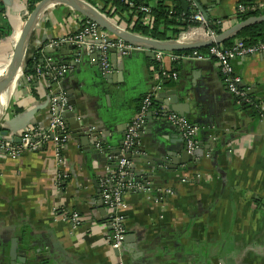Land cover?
Listing matches in <instances>:
<instances>
[{
  "label": "crops",
  "instance_id": "crops-1",
  "mask_svg": "<svg viewBox=\"0 0 264 264\" xmlns=\"http://www.w3.org/2000/svg\"><path fill=\"white\" fill-rule=\"evenodd\" d=\"M87 1L102 11L98 1ZM201 1L209 20L225 19L220 33L242 21L238 17L241 0ZM246 1L259 3L264 11V0ZM166 4L177 3L168 0ZM32 11L27 0H0V81L7 78L15 45ZM85 19L68 4L50 2L33 30L27 57L41 52L44 64L70 67L62 87L71 95L77 115L106 133L104 142L111 153L120 147L127 125L154 85L177 92L180 105L190 110L184 116L199 127V156L175 170H155L161 182H152L151 189L161 193H128V234L122 250L113 251L106 240L109 215L101 197L105 167L95 156L94 142L72 137L69 128L71 140L64 155L72 176L62 194L55 189L52 142L19 158L0 152V264H17L11 256L15 251L20 257L21 250L28 257L26 264H118L121 258L125 264H264V117L257 104L241 102L229 91L215 60L176 62L165 56L159 67L177 75L166 78L159 76V62L149 50L140 48L117 60L111 55L118 67L112 71L117 86L102 81L97 58L81 55L78 47L55 49L52 60L45 53L52 40L75 34ZM189 26L170 28L167 34L172 38L170 34H179L176 29ZM233 65L247 95L264 102V53L236 59ZM47 82L40 80L32 91L18 85L12 107L3 115L11 119L18 115L17 108L26 111L36 106L31 125L46 129ZM115 88L119 93L114 94ZM165 104L155 103L138 142L148 156L162 157L167 151L173 155L167 159L180 161L186 150L181 132L159 125L163 118L157 110ZM146 166L153 165L140 159L136 170L150 171ZM58 205L62 208L57 212ZM63 210L79 212L86 225L73 229L69 220L60 217ZM92 223L94 229H90Z\"/></svg>",
  "mask_w": 264,
  "mask_h": 264
},
{
  "label": "built area",
  "instance_id": "built-area-1",
  "mask_svg": "<svg viewBox=\"0 0 264 264\" xmlns=\"http://www.w3.org/2000/svg\"><path fill=\"white\" fill-rule=\"evenodd\" d=\"M186 1L190 5L189 8L193 9V15L191 18L196 25L189 26L188 29L191 33L183 32L184 29L177 36L170 34L172 35L170 40L187 42L192 40L215 39L217 33L210 28L209 20H207L200 10H198L196 3L197 0ZM131 6H133L132 3ZM245 9L244 6H239V10L243 11ZM137 12L142 15L141 21L144 25L150 26L152 24L154 16L151 6L141 5L137 9ZM102 13L117 27L123 30L133 31L132 25H125L118 14L109 15L106 12ZM225 22L226 21H219V24L224 27L226 25ZM199 24L200 26H198ZM197 29H202V34L188 40L189 35L192 34V32L194 33ZM110 35V33L105 31L95 22L85 19L82 21L80 29L75 34L52 40L50 46L54 47L63 44L75 45L79 49H85L89 54L98 50L100 52L99 62L103 73L109 74L113 71V63L111 61L112 49H115L118 52L119 57L122 58H125L133 51L140 49V47L127 43L121 38L116 36L112 38ZM260 53H264V41L254 45H248L241 40H237L229 47L220 44H213L209 46L207 52H200L198 49L191 50L190 52L158 51L156 53V59L161 66L165 56L170 57L176 62L180 60H215L220 67L229 91L233 95L239 97L241 102L252 105L257 104L261 117H264V102L261 101V104L260 101L255 103L254 99L247 95L246 89L241 86L243 82L242 78L237 74L233 65V61L236 59H245ZM44 68L48 71L44 72L41 66L37 65V79L40 81L45 75L53 78V83L50 81L47 82V95L49 99L48 127L42 130L34 125L28 126L20 133V142H16L13 136L1 137L0 152L6 157L19 158L25 152L37 151L42 148L43 145L52 142L54 145V157L56 162L54 179L55 189L56 193L62 194L65 184L72 176L67 168L68 162L64 155V150L67 147L68 142L71 140V133L64 120V113L73 108L70 105L68 93L62 87V81L66 74L70 72V67L66 65L56 67L54 65L45 64ZM160 68L163 77L168 78L172 76L175 78L177 76L175 72L170 73L166 71V69L162 67ZM33 82L34 77L24 73L20 85H23L29 91H32ZM161 87L162 84H157L152 87L143 98L137 116L127 125L120 158L109 151V147L107 144H104V141L100 140V138L96 140L97 137H92V139L94 138L93 141L96 140L95 146L98 151L106 153L108 162H110V164L105 166V171L100 178V182L101 197L109 215L108 223L106 225L107 232L105 235L106 240L113 251L122 250L128 234V228L126 225L127 211L129 209V203L127 201L128 193L134 191L154 193V191H157L151 189L152 182L149 180L141 183L137 180L138 177L132 170L134 161L128 159L127 155L134 150L139 131L146 120L147 114L155 105L156 97ZM157 113L181 132L189 153L193 154L199 149V127L193 125L185 116L173 112L166 106H161L157 110ZM6 119V114L3 115L2 113L0 115V130H2ZM94 129L95 127H90L88 133L92 135ZM213 139L216 140V138ZM166 191L165 193L170 192V190ZM157 193L161 192L157 191ZM60 208H62V205L56 206L55 211L60 210ZM60 217L64 220H69L75 230L81 229L86 225V221L83 219L82 215L76 211L67 212V210H63V214ZM90 226V229H94L96 225L92 223ZM118 264H125L122 258Z\"/></svg>",
  "mask_w": 264,
  "mask_h": 264
},
{
  "label": "water",
  "instance_id": "water-1",
  "mask_svg": "<svg viewBox=\"0 0 264 264\" xmlns=\"http://www.w3.org/2000/svg\"><path fill=\"white\" fill-rule=\"evenodd\" d=\"M5 1H9V0H5ZM53 1L65 3V4H68L72 7H74L76 10H78L80 13H82L86 19H88L92 22H95L96 24H98L100 27H102L108 33H110V34H112L118 38H121L124 41H126L127 43H130L134 46L149 50L150 54L153 57L156 56V53L158 51L183 52V51L197 50V49H201L204 47H209L213 44H221L224 41H226L227 39L236 37L247 26L255 24V23H259V22H264V14L260 15V16H252V17H249L245 20H242V21L235 23L234 25H232L228 29L224 30L222 33L218 34L215 37V39H213V40H192V41H187V42H177L174 40L152 39V38H148V37L142 36L140 34H137L134 31L123 30V29L117 27L116 25H114L102 13V11H100L98 9L97 6L92 5L87 0H42L36 6V8L32 11L29 18L27 19V21L24 23V25L22 27L19 39L15 45L14 59L10 65L7 78L0 81V94L1 93H10L9 91L11 88H14L15 86H16V88L18 87V85L22 79V76L24 74V67H25L26 62L28 60L27 51H28V46H29V42L31 40L33 30L35 29V27L39 21V18L41 16L43 9L47 6V4H49L50 2H53ZM138 1L140 3H142L144 0H138ZM179 1L182 4V8H183L184 12L188 13L189 7H190L189 3L186 0H179ZM208 1H213V0H208ZM204 2L205 1L197 0L196 3H197V6H198V9L200 10V12L205 16V18L207 20H209V15L206 12V10L204 9V7L202 6V4ZM70 46H72L74 49L77 48L75 45H70ZM70 46H69V44H66L63 46H54V47L49 46L45 49V53L49 54L50 57H52V60H55V57L53 55V51L55 49L65 48L67 50V49H69ZM79 53L81 55H83V53H87V52L85 49H80ZM92 54L98 60L97 62L99 63V69H100V75H101L102 81L106 80L108 83H114L117 86L118 80H117V77L115 74H113V73L102 74L103 70H102L101 64L99 62L100 52L98 50H96ZM111 55H112L114 60H117V58L119 56L118 52L115 49L111 50ZM44 62H45V59H42L41 63H44ZM113 69H118L117 65L113 64ZM68 75H69V72L66 74V76H68ZM16 88H15V91H16ZM13 90H12L11 94L8 95V99L9 98L12 99L14 97L15 91H13ZM118 91H119L118 88H115L114 94L119 93ZM159 91H160V92H158L159 98L156 99L157 103L162 104L165 102L167 104V105L165 104L166 107H168L173 112H176V113L183 115V116L184 115H190V113H189L190 110L187 109V105H185L186 109H184V107L180 105V103H179L180 97L177 94V92L167 91V90H165L164 86H162ZM68 96L70 99V105L73 107V109L67 110L64 113V120L67 123L68 127L72 130V137L78 138L80 141H83L85 143H87L88 141L90 144H91V142H94L93 148L96 149L95 148V141L98 140L99 138H100V140L105 141L106 133H102L99 129L95 128L93 130V134H92L93 136L92 137H97V139L95 141H93L94 138L91 139L90 138L91 136H89L91 134L88 133L89 128L92 126L90 124L85 123V120L82 119L81 116L77 115L76 109H74L75 103L72 101V98L70 97L71 95H68ZM168 98H169V101L167 103ZM11 99H9V100H11ZM47 102L49 104V99L47 100ZM45 106L46 105H44L40 109L45 108ZM48 107H49V105H48ZM182 109L185 111H183ZM36 112H38V110H37V107L35 106L33 109L23 111L22 113H19L18 115L13 116L11 119L10 118L6 119L2 130H0V138L5 137V136L7 137L10 135V136L14 137V140L16 142H20L21 141L20 133L25 128H27L28 126H30L32 124L33 119L36 116L35 115ZM146 119H147V121H150L149 114L147 115ZM160 121H161V123L159 125L161 127L165 126L166 127L165 129H167V127H172V126L175 127L174 125L169 123L165 118H163ZM144 125L145 124H143V126ZM111 128H110V130H112ZM111 133H113V131ZM120 133H121V130H120ZM112 136H113V134H112ZM123 140H124V138L120 142L119 148L112 149V151H114L113 155L118 156V158L121 157V149L123 146ZM104 144H106V143L104 142ZM185 149L186 150L183 151V153H182L183 157L180 161L179 160L177 161L176 159L173 161H170L169 159H167V158L172 159V157H173V155L167 151H165L161 154L162 157L155 158V157H151V156H148L147 154H145L146 149L139 145V142L137 139L135 146H134V150L130 154L127 155V158L134 161V166H133L132 170H133V172L136 173L137 177L143 176L145 179L149 180L150 182H156V183L159 182L160 183L161 182L160 178L153 174V172L155 170L161 171V170H164L166 168L175 170V169L179 168V166H181L182 164H187L188 162L196 160L197 156H199L198 153L200 152L199 151L200 149H197L193 154L188 152L186 144H185ZM109 151L111 152V150H109ZM138 151L144 153L145 155L137 154V153H139ZM95 156L98 158V160L101 161V163L104 167L109 164L106 153H102L96 149V155ZM140 159L144 160L147 164L153 165L152 167L146 166L148 169H150V171H143L142 172V171L136 170V166H137L138 162L140 161ZM20 252L21 253L18 252L20 257H18V255H16V253L14 251L11 258L13 260H15L17 262V264L18 263L19 264H26L28 257H26V253L24 250H21ZM13 264H16V263L14 262Z\"/></svg>",
  "mask_w": 264,
  "mask_h": 264
},
{
  "label": "trees",
  "instance_id": "trees-1",
  "mask_svg": "<svg viewBox=\"0 0 264 264\" xmlns=\"http://www.w3.org/2000/svg\"><path fill=\"white\" fill-rule=\"evenodd\" d=\"M42 0H27L28 6L31 10H34L36 6ZM95 3L98 1L100 6L102 7V11L106 12L109 15L118 14L121 18V21L125 23V25H132V30L140 34L142 36L153 38L157 40H170L171 37L167 34V30L171 27H182L185 28L188 25H196L194 21H192L193 9L189 8L188 13H185L181 8L178 1L174 0L177 3L174 7L166 4L168 0H144L140 3L138 0H91ZM131 3L133 6H131ZM141 5H147L152 7L154 20L150 26H146L142 23L141 17L142 15L137 12V9ZM239 6H244L246 9L241 11L239 10ZM264 14V11L260 9L259 3H255L252 1L241 0L238 4V17L242 20H245L251 16H258ZM219 21H225V19H216L209 20L210 28L213 29L216 33L221 32V24ZM187 29V28H186ZM183 30V29H182ZM182 30L176 29L175 32L180 33ZM237 40H241L248 45H254L259 42L264 41V22L255 23L247 26L244 30H242L236 37L228 39L226 42L221 43L225 47H229L233 45ZM209 47H204L198 49L200 52H207ZM191 51V50H190ZM183 51V52H190ZM28 60L24 67V73L32 75L34 77L33 88H36V83L39 82L37 79V65H40L44 72H47L44 68L45 64L41 63V52H35L32 57H27ZM157 71L161 76V69L159 67V63L156 65ZM169 78V77H168ZM47 80L53 83V78L45 75L41 80ZM168 84V83H167ZM169 84H172V80L169 81ZM255 103L258 101L255 100ZM23 108H17V113H22ZM140 183L146 181L145 178L138 177L137 179Z\"/></svg>",
  "mask_w": 264,
  "mask_h": 264
},
{
  "label": "bare ground",
  "instance_id": "bare-ground-1",
  "mask_svg": "<svg viewBox=\"0 0 264 264\" xmlns=\"http://www.w3.org/2000/svg\"><path fill=\"white\" fill-rule=\"evenodd\" d=\"M197 30H200V31H196V32L190 34L189 36L194 38L195 36L201 35L202 34L201 31H203V30L202 29H197ZM15 88H16V86L14 88H11L9 91L10 93H1L0 94V115L2 114V112H4L5 108L9 104V101H10L9 99H11V98L8 99V95L11 94L13 89H14L13 91H15ZM16 91H17V88H16ZM16 91H15V93H16Z\"/></svg>",
  "mask_w": 264,
  "mask_h": 264
},
{
  "label": "rangeland",
  "instance_id": "rangeland-1",
  "mask_svg": "<svg viewBox=\"0 0 264 264\" xmlns=\"http://www.w3.org/2000/svg\"><path fill=\"white\" fill-rule=\"evenodd\" d=\"M198 26H200V24L198 25ZM183 32H188V33H191V32H189V29L187 28V29H185ZM182 32V33H183ZM184 34V33H183ZM21 83H19V85H20ZM10 103L8 104V106L5 108V110H4V112L5 113H7V111L12 107V104H13V98L9 101ZM3 113V112H2Z\"/></svg>",
  "mask_w": 264,
  "mask_h": 264
}]
</instances>
